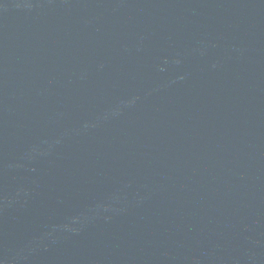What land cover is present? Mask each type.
<instances>
[{
  "label": "water",
  "instance_id": "1",
  "mask_svg": "<svg viewBox=\"0 0 264 264\" xmlns=\"http://www.w3.org/2000/svg\"><path fill=\"white\" fill-rule=\"evenodd\" d=\"M0 264H264V0H0Z\"/></svg>",
  "mask_w": 264,
  "mask_h": 264
}]
</instances>
